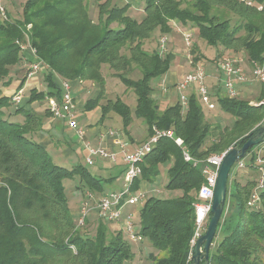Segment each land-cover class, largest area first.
Returning <instances> with one entry per match:
<instances>
[{
  "label": "trees",
  "instance_id": "trees-1",
  "mask_svg": "<svg viewBox=\"0 0 264 264\" xmlns=\"http://www.w3.org/2000/svg\"><path fill=\"white\" fill-rule=\"evenodd\" d=\"M144 1L145 16L141 21L127 14L130 3L119 5L114 0H99L98 22L89 16L84 0H28L22 21L0 16V264H127L134 258L122 230L110 231L108 224L100 221L92 236L79 230L74 222L64 180L79 175L77 188L82 184V188L97 194L103 193L106 181L82 163L70 167L56 163L36 138L53 114L48 107L39 112L32 105L59 96L55 74L74 82L90 80L103 86L102 68L110 67L134 91L137 101L132 110L120 98L110 100L102 106V118L114 111L123 118L126 128L134 112L147 125V139L154 133V126L173 129L198 160L235 145L241 147L264 122L263 104L220 96L222 107L235 120L208 145L211 124L206 122L195 94L190 95L185 110L180 101L162 109L153 97L152 80L170 70L173 55L163 57L158 51L149 53L143 48L155 32L169 33L177 21L195 24L198 35L209 45L244 48L251 61L263 62L264 0H255L254 6L241 0H195L185 7L184 0ZM214 5L228 6L245 21L232 25L230 19L213 11ZM27 24H32V45L49 70L48 88H33L28 101L19 106L12 96L4 94L2 86L11 85V78H6L23 58L16 40L23 36ZM242 31L244 35L240 34ZM136 70L141 75L136 79L129 77ZM25 83L23 78L19 89ZM99 100L90 99L85 106L92 110ZM13 113L21 115L22 120H12ZM261 145L264 142L250 148L243 159ZM168 163L166 188L177 195L147 198L140 211V231L155 251L150 255L152 264H192L195 203L205 176L199 167L185 160L181 147L162 137L145 157L141 179L156 181L161 165ZM247 168L253 169L249 165ZM236 173L230 176L228 199L211 246L209 264H264V190L259 207H249L247 201L256 185L257 173L255 179L243 183L237 180ZM141 179L135 181L133 189L139 188Z\"/></svg>",
  "mask_w": 264,
  "mask_h": 264
},
{
  "label": "rangeland",
  "instance_id": "rangeland-1",
  "mask_svg": "<svg viewBox=\"0 0 264 264\" xmlns=\"http://www.w3.org/2000/svg\"><path fill=\"white\" fill-rule=\"evenodd\" d=\"M27 1L28 0H0V5H3L6 8V16H2L1 13H0V16H2V18L4 19H7L9 16L8 18L9 21L11 20L22 21L23 13H24V5L26 4ZM84 1L87 5L89 16L93 20H95V22H98L99 17H100L99 0H84ZM194 1L195 0H184V7L186 5L192 4ZM114 3H117L119 5L130 3V7L127 10V14L133 19L141 21L145 16V1L144 0H114ZM222 6L223 7L214 5L215 8L213 11L215 13L217 12V14H223L224 15L223 18L230 19V22L232 23V25H236L238 23H242L245 21V19H243L238 13L226 8L228 6L226 5H222ZM114 25H117V24L114 23ZM180 26L183 30L188 29L193 32V42L194 43H193L192 48L189 51L186 50L182 32L178 31L177 29L176 30L173 29L171 32L166 33L170 37L166 52L162 54L160 52V47H159L160 38L163 35L160 31L155 32L152 35V37H150V39L146 40L144 42L143 48L149 53L158 51L163 57H165V55H167L168 53H171L173 55V59H172L173 61H172L171 68L179 67L180 70L183 71L185 75L193 71L197 66L203 69L206 75L205 84L208 88V91L210 93V98H211L209 105L202 104L204 114H205V120L207 123L211 124V128H212L211 137L207 141V144L209 145L211 144L214 137H216L219 134V131L221 129H223L226 126H230L235 120V117L233 116V114L225 110L222 107L221 102L219 100L220 96L223 95L222 97H228V95L227 93L222 94L223 92H221L222 91L221 87L219 89V86H220L219 83H221V80L219 78L220 77L222 79L224 78V72L220 69L217 63L220 61V59L222 60L225 57L237 60V64L239 66H242L244 75L247 78H250L249 80H252L250 81V83L254 82V84L252 83V85L250 86L249 91L257 92V90H259V88L261 87L262 95H258L257 99L251 98V97L243 98L249 101L253 100V102L256 103L260 101L261 98H264L263 97L264 82H261L259 79L254 77L253 69L257 65L260 66V64L263 62L257 61L256 63H254L253 61H251L249 59L248 53L244 50V48L236 47L232 49V48H225L222 45H218V46L209 45L203 38H201L198 35V27L193 23H189L186 25L180 24ZM31 28L32 26L29 27L28 24L26 27L24 26L23 36L16 40V43L18 44V46H20L21 54L23 58L20 63L12 67L10 75L6 78V80L11 78L12 80L11 85L2 86L4 94L6 93L10 94L14 91L16 92L17 90H19V84L21 80L23 78H26L24 89L22 88L24 90V93H23L24 98H23L22 103L18 104L19 106L22 104H25L26 101H28L29 95L31 94V90L33 88H35L37 91H46L48 88L47 83H46L47 82L46 76L49 70H48L47 65L44 62H42V66L40 67V70L34 75V77L28 76L30 67L36 60V58L31 54V51L29 49V47L33 46L31 42ZM240 34L244 35L245 32L242 31ZM102 73L104 76L103 86L99 85L98 83L94 81H90V80H80L76 82L72 81L74 83V89L76 90L79 89L78 91L79 95L77 96L76 93L74 95L75 100L76 99L78 100L79 98H82L83 100V99H88L90 97H95V98L99 97L100 100H99L98 106L101 108V111H102L103 105L107 104L110 100H116L117 98H120L125 103L129 104L132 107V110H134V107L137 101L134 91L131 88H128L121 81L119 77L115 76L114 70L111 69L110 67L104 65L102 68ZM140 75H141L140 71L136 70L134 73L130 74L129 77L136 79ZM55 77H56V80L60 82L58 78L59 75L55 74ZM215 77L217 79H215ZM249 80L244 81V82L247 83L249 82ZM177 83L178 82L170 86L168 85L165 89L162 76L157 77L152 80V87L154 90L153 97L155 98L156 103L159 104L160 107H162V109H164V107L166 108L167 106L180 101L179 92L177 91V88H176ZM245 88H247V86H245ZM6 90L7 92L5 93ZM196 90H197L196 88L188 90V93H190L189 97L193 93L199 100V96L196 93L197 92ZM239 98H241L240 95H239ZM45 101L46 100H44L43 102L37 101L33 103L32 107H34L39 112H44L47 109V102ZM185 108L186 107H183L184 110ZM79 111L85 112L84 105L83 107L80 108ZM11 112H13V110H11ZM100 113L102 114V112ZM109 114L111 115L110 116L106 115L103 118V121L110 124V127H107V125L105 127L114 128V129L120 127L118 129L121 131V133L124 134L125 132H124V126H123V118L117 113H115L114 111L109 112ZM11 117H12V120L14 121L22 120L21 115L15 116L14 113L12 114ZM47 119L45 121H47ZM130 125L134 127H131L129 134L134 135V140L137 139V140H141L140 141L141 143L144 142L147 139V135H148L146 123L141 118L137 117L135 113L133 112L132 121ZM143 130L147 131L146 132L147 134L144 137L142 135ZM65 131H66V137L69 140L75 143H77L80 140V138L78 137L76 133L74 136L72 135V133L70 132L68 133L67 127H65ZM124 137H126L125 134H124ZM54 141H55V145H57L60 140L54 139ZM59 145L62 146L63 144L59 143ZM92 145L94 146L95 144L93 143ZM254 150L255 151L261 150V153L264 155V145L258 146ZM84 154L82 153L80 155L77 154L78 155L77 161L72 162V164H68L61 160L59 161L56 159L55 156H54V160L56 163L65 165L67 167L75 166L79 163L86 165L87 164L86 163L87 154L86 153ZM94 160H95V164L93 166L87 165V167L89 168L91 172L95 170V168L101 163V161H106L105 159L101 157H95ZM121 162L122 161L120 160L118 163H113V164L121 165L123 163ZM169 166H170L169 163L161 165V169H160L161 172L156 178V181L154 182L147 181L146 179L142 180L141 179L142 177H140L141 180L139 182V188L135 189L136 191L138 190L136 193L144 192L146 199L149 197H159V198H165V199L174 197V193H172V191L165 190L167 183H168V178H169L168 177ZM244 169L246 171H244ZM247 169H250V168L245 167L243 169H240L243 171H240V170L237 171L235 175L237 180L241 179V177L245 179L251 178L252 174ZM80 180H81V177L79 175L75 176L74 179L66 178L64 180V183L67 187L69 207H70V210L72 211V215L74 217V222L76 224V227L79 230H81L83 233L89 234L92 236L95 235L98 223L100 221L106 222L108 224L110 231L114 232V231L122 230V227H120L119 225L120 222L118 223L108 222V221L99 219L97 214L91 215L88 221H86L84 225H79L80 210L82 207V202L84 201L86 194L89 191L86 188L85 189L82 188V184L80 185L79 188H77V185L79 184ZM117 183L119 186H122L123 184H125V180L123 183L122 177H120L118 178ZM113 187L114 186L108 183H105L103 193L99 192L100 194L98 195L100 196L101 194H106V192L108 193L109 190H111ZM145 201L142 204L133 205L132 210H130V211H134L137 214V220H139L140 211L143 208ZM226 211H229V209H227ZM123 235H124L125 240L128 241V243L131 245L132 250L134 252V258L130 262H127V264H152L150 255L151 253H154L155 251L153 247L151 246L150 242L148 241V239L144 238L143 241L138 243V242L132 241L126 232H124ZM263 257H264V254H263Z\"/></svg>",
  "mask_w": 264,
  "mask_h": 264
},
{
  "label": "built area",
  "instance_id": "built-area-1",
  "mask_svg": "<svg viewBox=\"0 0 264 264\" xmlns=\"http://www.w3.org/2000/svg\"><path fill=\"white\" fill-rule=\"evenodd\" d=\"M241 1L249 6H254L256 4L255 0ZM262 7L263 6L259 4L258 8L262 9ZM0 13L2 16H6V8L3 5H0ZM180 24V22L174 21L172 23L173 29L182 32L186 50L189 51L194 43L193 32L188 29L183 30ZM28 26L31 27L32 24H28ZM169 40L170 37L167 34L161 36L159 44L161 54L167 51ZM29 49L36 60L31 65L28 76L34 77L40 70L43 61L38 57L35 47L31 46ZM217 64L224 72L222 81L228 97L238 98L239 91L237 90L236 84L238 81H245L247 79L243 73L242 66L237 64L236 59L228 57L222 60L220 59ZM253 75L261 82H264V60L260 66L257 65L253 69ZM58 78L60 80V95L48 99V108L52 112L54 118L67 122L68 126L76 132L80 140L84 143L83 145L88 151L86 157L87 165L93 166L95 164L94 158L101 157L111 163H118L119 160H121L125 166V184L122 190L110 191L100 196L93 191L87 192L80 210L79 225H84L91 215L97 214L99 218L105 221L120 222L122 224V231L126 232L132 241L139 243L144 240L145 237L140 231L137 214L134 211H126V207L142 204L146 200L145 193H136L138 190L136 191L133 189V186L135 181L142 176V163L145 157L154 149L160 138L166 137L173 140L181 147L185 160L199 167L205 176V180L198 190V199L195 203V232L192 239V248H194L196 241L205 233L208 227L217 177L228 150L210 155L206 159L198 160L189 153L185 146L184 139L176 135L173 129L162 130L156 126L153 128L154 133L146 141L138 144L133 150L127 149L130 143L124 140L121 133L114 128H108L102 131L99 134V145L93 146L91 142L84 139L85 128L80 125L78 120L77 103L74 96V83L68 78L60 76ZM205 78L206 75L203 69L197 66L193 71L186 74L181 81H178L176 88L179 92V100L183 107H187L190 94L188 90L193 88L197 89V92H195L198 94L201 104H210L211 98L205 84ZM23 93V89H19L13 93L12 100L16 105L22 103L24 98ZM251 104L264 105V98L258 103L251 102ZM108 140H112L113 143L117 144L119 150H111L107 146ZM247 158L248 159H241L238 161L233 167L232 173L247 167V165L256 171V185L251 192L247 204L249 207L258 208L261 202V193L264 190V156L261 150H254Z\"/></svg>",
  "mask_w": 264,
  "mask_h": 264
},
{
  "label": "crops",
  "instance_id": "crops-1",
  "mask_svg": "<svg viewBox=\"0 0 264 264\" xmlns=\"http://www.w3.org/2000/svg\"><path fill=\"white\" fill-rule=\"evenodd\" d=\"M262 4L264 5V3H262ZM184 75L185 74L183 73V71L180 70L179 67L178 68H170V70L165 75L162 76L165 89L168 85L170 86V85L180 81L184 77ZM215 79H217V78L215 77ZM219 79L221 80V83H219V85H220L219 89L221 87L222 88L221 92H223L222 94H224L226 92H225V89L223 87V81H222L221 77ZM249 79L250 78H247L245 81H247ZM250 81H252V80H249V82H247V83L244 81H238L236 84L237 90L239 91V95L241 96V98L251 97V98L257 99L258 95H262L261 87L259 88V90H257V92H250L249 91L250 86L252 85V83L254 84V82L250 83ZM245 86H247V88H245ZM23 89H24V87H23ZM7 90H9V89H7ZM7 90L5 91V93L7 92ZM78 91H79V89H77V90L74 89V95L76 93L78 96L79 95ZM14 92H12L10 94L6 93V95L11 96ZM153 96H154V91H153ZM94 98L95 97H90L88 99H83V100H82V98H79L78 100L76 99L77 100L76 103H78L77 104V112H78L79 123L81 126H83L85 128L84 139L86 141L91 142V144L94 143L95 144L94 146H98L100 143L99 134L102 131L108 129L105 126L107 125V127H110V124L103 121L102 114L100 113L102 111H101V108L99 106H96L92 110H88L87 107L85 106L87 104L88 100L94 99ZM45 102H47V107H48V98ZM251 102H253V100H250V103ZM258 102H256V103H258ZM83 105L85 107V112L84 111L80 112L79 110L81 107H83ZM110 115L111 114H108L107 116H110ZM65 127L68 128V133L70 132V133H72L73 136L75 135L76 132L68 126L67 122L60 120V119H56L54 117H49L47 119V121L44 122L43 130L37 134L36 138L41 144H43L45 147H47L49 152L53 155V157L55 156L57 160H59V161L61 160V161L66 162L68 164H72V162L77 161L78 155H80L81 153L82 154L86 153L88 155V151L84 147V145H83L84 143L81 140H79L77 143H75L66 137ZM131 127H134V126L129 125L126 128L124 127V132H125L124 134L126 135V137H124V134L121 133V131L118 129L120 127L115 128L121 133L122 138L124 140H127L130 143L127 146L128 150H133L138 144L141 143L140 142L141 140H137V139L134 140V135L129 134ZM146 132H147L146 130H143V133H142L143 137L148 133V132L147 133ZM54 139L60 140L57 145H55ZM59 143H61L63 145L60 146ZM107 146L111 150H114V151L119 150L118 145L113 143L112 140H108ZM75 155H76V157H75ZM247 170L252 174L251 178L245 179V178L241 177V179H238L239 182L243 183L244 180H253L255 178V175H256L255 171L253 169H247ZM240 171H243V170H240ZM244 171H246V170L244 169ZM92 173L95 174L96 176H99L100 178H102L104 181H106V183L114 186L111 190H109V192L115 191V190H122L124 188L123 187L124 184L122 186H119L117 183L118 178H120V177H122V181L124 183V175H125L124 163H122L121 165H118V164L114 165L113 163L109 162L108 160L101 161V163L95 168V170ZM165 190L167 191L168 189L166 188ZM102 195H104V194H102ZM176 195L177 194H174V196H176ZM130 210H132V206H127L126 211H130ZM93 215H96V214H93ZM119 225H120V227L122 226L121 223Z\"/></svg>",
  "mask_w": 264,
  "mask_h": 264
},
{
  "label": "water",
  "instance_id": "water-1",
  "mask_svg": "<svg viewBox=\"0 0 264 264\" xmlns=\"http://www.w3.org/2000/svg\"><path fill=\"white\" fill-rule=\"evenodd\" d=\"M264 142V122L256 127L241 147L230 148L221 164L214 191L211 217L205 233L198 238L193 248L192 264H209L210 250L228 199L229 180L235 164L245 158L250 148Z\"/></svg>",
  "mask_w": 264,
  "mask_h": 264
}]
</instances>
